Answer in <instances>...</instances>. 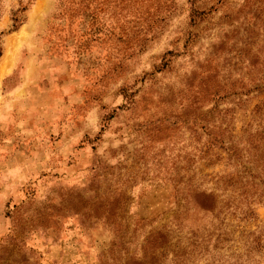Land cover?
Returning <instances> with one entry per match:
<instances>
[{
	"label": "rangeland",
	"instance_id": "1",
	"mask_svg": "<svg viewBox=\"0 0 264 264\" xmlns=\"http://www.w3.org/2000/svg\"><path fill=\"white\" fill-rule=\"evenodd\" d=\"M218 228L264 264V0H0V264H124L157 230L215 264Z\"/></svg>",
	"mask_w": 264,
	"mask_h": 264
},
{
	"label": "trees",
	"instance_id": "2",
	"mask_svg": "<svg viewBox=\"0 0 264 264\" xmlns=\"http://www.w3.org/2000/svg\"><path fill=\"white\" fill-rule=\"evenodd\" d=\"M200 199L195 203L201 209L212 211L214 202L211 195L203 194ZM172 233L169 230L150 232L141 246V256L131 254L124 264H195L197 257L209 256L207 244L212 237L210 233H193L189 236L177 234L175 239ZM213 239L216 253H213L212 262L215 264L253 263L256 260V251L263 245L260 233L247 232L234 236L221 228L214 233ZM229 242L235 244L233 249L231 244H227Z\"/></svg>",
	"mask_w": 264,
	"mask_h": 264
},
{
	"label": "bare ground",
	"instance_id": "3",
	"mask_svg": "<svg viewBox=\"0 0 264 264\" xmlns=\"http://www.w3.org/2000/svg\"><path fill=\"white\" fill-rule=\"evenodd\" d=\"M41 3H43V2H41ZM2 65V64H1ZM4 67V66H3Z\"/></svg>",
	"mask_w": 264,
	"mask_h": 264
}]
</instances>
